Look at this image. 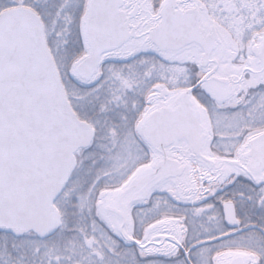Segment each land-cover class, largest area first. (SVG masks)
Segmentation results:
<instances>
[{
	"label": "snow or ice",
	"instance_id": "snow-or-ice-1",
	"mask_svg": "<svg viewBox=\"0 0 264 264\" xmlns=\"http://www.w3.org/2000/svg\"><path fill=\"white\" fill-rule=\"evenodd\" d=\"M0 264H264V0H0Z\"/></svg>",
	"mask_w": 264,
	"mask_h": 264
}]
</instances>
